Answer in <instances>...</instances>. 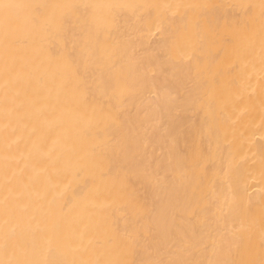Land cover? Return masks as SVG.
Instances as JSON below:
<instances>
[{
    "label": "bare ground",
    "instance_id": "6f19581e",
    "mask_svg": "<svg viewBox=\"0 0 264 264\" xmlns=\"http://www.w3.org/2000/svg\"><path fill=\"white\" fill-rule=\"evenodd\" d=\"M0 264H264V0H0Z\"/></svg>",
    "mask_w": 264,
    "mask_h": 264
}]
</instances>
